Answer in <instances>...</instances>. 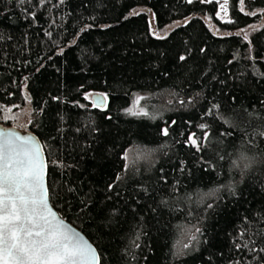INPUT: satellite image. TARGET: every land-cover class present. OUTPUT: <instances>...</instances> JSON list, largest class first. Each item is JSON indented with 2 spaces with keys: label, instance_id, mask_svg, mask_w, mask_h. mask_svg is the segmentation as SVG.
<instances>
[{
  "label": "trees",
  "instance_id": "1",
  "mask_svg": "<svg viewBox=\"0 0 264 264\" xmlns=\"http://www.w3.org/2000/svg\"><path fill=\"white\" fill-rule=\"evenodd\" d=\"M227 7L0 0V122L39 137L99 264H264V0Z\"/></svg>",
  "mask_w": 264,
  "mask_h": 264
},
{
  "label": "snow or ice",
  "instance_id": "2",
  "mask_svg": "<svg viewBox=\"0 0 264 264\" xmlns=\"http://www.w3.org/2000/svg\"><path fill=\"white\" fill-rule=\"evenodd\" d=\"M220 7L226 12L227 0ZM162 131L168 135L167 128ZM189 140L197 144L194 137ZM44 168L32 136L0 129V264H99L95 250L66 229L49 206Z\"/></svg>",
  "mask_w": 264,
  "mask_h": 264
},
{
  "label": "water",
  "instance_id": "3",
  "mask_svg": "<svg viewBox=\"0 0 264 264\" xmlns=\"http://www.w3.org/2000/svg\"><path fill=\"white\" fill-rule=\"evenodd\" d=\"M91 100H92V103L98 107H101L105 104V96L103 93L99 91H96L91 95ZM0 129H3L6 132L7 131L16 132L20 134L21 136H32L34 138L35 143L38 144L41 148V157L43 158V161L45 164V168L43 172V181H44L45 188L47 189V161H46V156H45V152L43 149V145L39 137L31 129H19L16 125H8V124H3L0 122ZM47 197H48V189H47ZM48 204L51 207L52 211L56 213L57 219L62 221L65 228L70 230L72 233L77 234L79 238L82 239L92 249H94L96 254L98 255L96 247L88 239V237L78 227L73 225L71 222H69L67 219H65L63 216L59 214V212L52 206L49 200V197H48ZM88 264H92L91 260H89Z\"/></svg>",
  "mask_w": 264,
  "mask_h": 264
},
{
  "label": "rangeland",
  "instance_id": "4",
  "mask_svg": "<svg viewBox=\"0 0 264 264\" xmlns=\"http://www.w3.org/2000/svg\"><path fill=\"white\" fill-rule=\"evenodd\" d=\"M188 1V0H187ZM202 1H208V0H202ZM216 3V10H215V15L220 19V20H228L230 18L229 13H228V7H227V11H222L221 10V5L225 3V0H213ZM228 2V0H227ZM136 9L138 8H134L132 11H136ZM188 17L185 18H180V19H175L167 24H165L162 28H156L153 24H151V31L155 34L158 35H162L164 34L167 30H169L170 28H172L173 26L185 22L187 20ZM203 19L205 20L206 24L208 25V27L211 29L212 32H214L215 34H226L228 33V31L225 30H220L216 24L214 23V21L212 20V18L210 16H203ZM248 27H245L243 29H239L237 31H240L242 34H246ZM96 92V91H95ZM94 93V92H93ZM92 93V94H93ZM102 93V92H101ZM139 95H135L131 105L129 106V109H131V112H140L142 109L138 104V100H139ZM25 122V118L24 116H22L21 114L17 115V120L15 123L12 124H8V125H16L19 129H23V123ZM128 151V150H127Z\"/></svg>",
  "mask_w": 264,
  "mask_h": 264
}]
</instances>
